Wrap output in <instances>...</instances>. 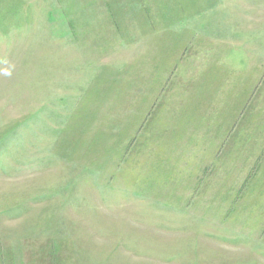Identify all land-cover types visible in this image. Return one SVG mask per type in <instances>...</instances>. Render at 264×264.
Instances as JSON below:
<instances>
[{"label":"rangeland","instance_id":"rangeland-1","mask_svg":"<svg viewBox=\"0 0 264 264\" xmlns=\"http://www.w3.org/2000/svg\"><path fill=\"white\" fill-rule=\"evenodd\" d=\"M0 264H264V0H0Z\"/></svg>","mask_w":264,"mask_h":264}]
</instances>
